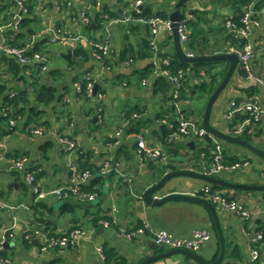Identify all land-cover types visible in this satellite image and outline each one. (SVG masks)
<instances>
[{
	"label": "crops",
	"instance_id": "1",
	"mask_svg": "<svg viewBox=\"0 0 264 264\" xmlns=\"http://www.w3.org/2000/svg\"><path fill=\"white\" fill-rule=\"evenodd\" d=\"M32 1L35 3V9L37 8V15L42 20L40 21L42 31L48 25L55 24L59 25L63 35L81 33L86 38L74 42L66 37L53 47L54 53L44 80L57 85L63 99L49 106L47 115L49 123L44 134L36 135L26 130H15L5 137L8 153L22 155L20 157L27 159L24 169L12 168L10 165L12 158L0 154V191L6 201L17 206L13 211L0 206V237L3 230L8 229L10 236L8 238L6 233V247H10L12 261L15 264H139L143 259L171 249L157 245L149 232L128 235L134 233L137 226L143 222H148L154 229H164L180 238H190L196 230L208 231L209 239L194 251L209 262L216 260L221 252V241L214 216L207 206L185 199H171L154 206L138 195L144 193L147 187L170 171L202 169L203 156L198 153L201 139L195 135L184 136L178 138L173 146L166 147L154 136L155 130L159 131L162 125L159 115L172 107V102L171 98L165 101L159 93H155L151 74L146 78L141 77L142 69L156 67L161 61L154 54L141 57L142 43L151 42L155 48L162 46L166 52L176 53L172 32L162 24L158 26L157 32L153 33L150 26L141 21L132 19L125 22L124 17L132 13L135 0H68L66 5H63L65 1L58 0ZM175 1L177 0H144L142 6L148 5L154 14L161 11L170 14ZM245 1L249 3L245 4ZM257 1L188 0L183 11L185 15L191 16L192 20H197L204 28L205 35L199 36V40L195 42L196 48L191 46V39L189 46L185 45V48H191L195 55L221 52L229 49L231 45H236L228 38V34H232V38L238 40V44L240 39L253 45L252 70L263 74L264 8L256 10L254 7ZM85 8L88 10L92 8L95 12L93 14L101 19L98 26L92 23L93 30L88 32H85L82 22V12ZM194 11L197 13L194 14ZM247 11L251 12L252 17L248 36L223 28L225 21L239 17L240 12L245 14ZM129 22H133L131 25L133 24L134 28L131 30L126 27ZM49 33L47 32L48 35ZM94 38H108L113 46L114 50L107 56L108 64L94 55L92 47ZM130 43L133 44L137 55L140 54V59L120 58L119 50ZM81 44L87 50L88 56L78 55L75 58L77 61L70 64L68 59ZM68 54L70 56L66 57ZM16 62L21 65L18 58ZM229 65L230 62L225 60L218 67L227 71ZM5 68H9V63L5 64ZM200 69L201 78L194 70L186 71V74L189 72L196 77L194 83L207 77L203 67ZM54 71L57 75L51 74ZM87 72L94 75L96 82L99 83L98 95L92 94L89 102L76 97L75 85V78ZM241 72L239 62L228 86L216 100L211 115V122L228 133H231L230 124L234 121L230 116L233 101L237 102V99L242 100L241 102L251 99L264 101V86L247 79ZM4 78L11 79L9 86L12 88L19 89L25 86L19 77L5 74ZM255 85L259 86V90L253 89ZM193 91H196L193 92L196 94L200 93L198 89ZM99 93L103 96L100 97ZM190 100L192 98L182 100L180 109L195 120L201 116L203 119L207 100L202 99L199 101L201 103L197 101L193 105ZM86 107H91L93 112L88 114ZM132 107L141 109L139 115L135 113L137 116H127V109ZM244 113L239 112L235 115L243 116ZM248 132L253 137V144L264 150V114L250 125ZM62 136H69L78 141L80 146L68 148L66 143L60 141ZM143 136L149 145L162 146L166 154L168 153V158L174 157L171 162L176 169L164 173L158 171L161 170L160 166L169 163L170 160L162 162L155 159L154 163L149 164L144 162L138 146V141ZM224 145L231 154L246 158L247 163L234 171L224 170L216 175L230 181L264 184V157L241 144ZM176 147L178 154L174 156L170 149ZM90 152H92L90 160L96 168L94 175L91 174L84 185H92L91 180L99 176L101 180H97L95 187L101 192L95 191L96 197L93 200H83L75 193L63 197L41 198L42 205H46L43 208L46 213L42 217V222L37 220L33 208L37 205V200L32 186L25 177L28 165L39 166L40 183L44 188L68 186L74 184L78 177V171H74L72 165L80 167L78 160L88 158ZM206 185L214 184L196 177L174 176L163 187L162 194L179 192L203 197L200 194L201 188ZM224 191L233 196L243 208L249 209L252 216L245 217L212 202L226 244V253L219 264H254L252 259L254 248L260 252L259 264H264V238L257 242L253 241L259 232L264 233V191L237 188H228ZM48 207L51 208V212ZM106 219L111 223L105 225ZM77 227L84 228L85 233L78 238L74 247H58L43 251L39 235H31L28 243L22 240L23 236L26 238V232L35 228L47 230L49 233L54 231L65 234ZM99 246L103 247L105 258L107 255L105 261L100 256ZM148 264L199 263L190 255L178 253L157 258Z\"/></svg>",
	"mask_w": 264,
	"mask_h": 264
},
{
	"label": "trees",
	"instance_id": "2",
	"mask_svg": "<svg viewBox=\"0 0 264 264\" xmlns=\"http://www.w3.org/2000/svg\"><path fill=\"white\" fill-rule=\"evenodd\" d=\"M63 5H66L68 0H62ZM96 1V0H93ZM25 6L28 8V13L23 14L22 10L19 9V5L16 0H0V26L3 28H0V37L5 36L8 38V43L12 46H18V47H26V56L28 58H32L33 54L35 52H42L46 55H48L50 58H52L54 49L53 47H56L57 44L53 42L52 35L47 32L41 30V18L37 15V8L35 9L34 2L32 0H23ZM249 1H245V4H248ZM256 10H261L264 8V0H258L254 7ZM143 12L141 14H136L138 17H152V16H161L164 18H169V14L167 11H161L158 13H152L150 10V7L148 5L142 6ZM20 10V12H19ZM91 10V12H90ZM83 9L85 11V15L88 16L87 19L82 17L83 25L85 26V32L93 30V24L95 23L100 24V18L93 14L92 8ZM22 13L23 16L16 20L15 16L19 13ZM95 13V12H94ZM197 13V11H194V14ZM244 16V13L240 12L239 17L232 18L231 20L237 22L239 25L243 26L242 23V17ZM226 22V21H225ZM224 22V25H225ZM40 23V24H39ZM133 23V22H131ZM131 23H127V28L131 30V28H134ZM18 25V28L15 27V25ZM130 24V25H129ZM48 25V24H46ZM45 25V26H46ZM223 25V28L226 26ZM44 26V27H45ZM53 27L58 31L60 34H62L61 29L59 25H53ZM188 27L191 30L190 33V42L192 43L191 46L193 48L195 47V42L199 40L200 35H205L204 28L197 22V20H189L188 21ZM227 28V27H226ZM234 32V30H231ZM81 34V33H79ZM76 35V34H74ZM84 35V34H82ZM234 35V33H233ZM38 38V39H37ZM228 38L233 40L232 42L234 44H238V40L232 38V34H228ZM105 38L102 39H96L94 38L93 42H103ZM246 41H241L239 39V44L237 46H242L245 44ZM94 49V45L92 46ZM114 49V48H113ZM120 51V58L122 60H135L140 59L141 57L151 56L155 48L153 44L150 42H144L141 45L140 48V54L137 55L133 44L130 43L129 46L124 47ZM157 53L159 54V57L162 59H165L166 57L170 58V63H163L161 64L160 69H169L172 74H179L180 72L184 73V78L180 77L181 86H177L175 83L170 81V78L168 75H165L163 73L155 72V66L153 67H147L141 70V77L146 78L151 74L152 77V83L155 93H159L162 98L167 101L169 98H171L172 107L167 109L165 112L159 115L160 120L162 121L164 118H169L173 121L174 127H170L169 124L164 123L162 121V125L159 131L155 130L154 136L158 138V140L166 147L173 146L175 144V139L172 138V132L178 128L179 121L175 119L176 113H177V102H182V100L192 98L194 96L193 89H198L200 91L199 96L201 99L208 100L212 92L216 89L220 81L223 79L226 69L218 70L217 66L220 65L223 61H201V62H183L181 61L176 53L173 52V54L166 52L162 46H159L157 49ZM82 55L84 57L88 56V52L85 49L82 44L79 46V48L74 50L73 55L68 59L70 64L74 63V61H77V56ZM109 55V54H108ZM108 55L102 54V62L105 64H108L109 58ZM75 59V60H74ZM17 58L13 55L9 54H2L0 55V137H6L7 135L11 134L15 130H26L27 132H31V130L35 127H47L49 121L47 119L48 115V109L50 105H54L56 102H59L63 99V94L60 92V88L57 85L51 84L49 82H46L44 80L45 75H47L48 70L43 71L41 70L42 63L37 60H30L27 63H19L16 62ZM9 63V68H5V64ZM201 67H203L205 72V77L202 78V81H199L198 83H194L196 77H194L191 72L192 70L195 71L196 75H198L200 78L202 77L200 75L201 73ZM186 71H189L188 74H186ZM57 72H52L51 74H56ZM242 74L246 75L245 71L242 70ZM5 74L19 77L20 81L24 83V87H21L19 89L12 88L9 86L11 79H6ZM159 74V75H158ZM57 75V74H56ZM90 75V77H87ZM96 77L94 75H91L90 73H84L81 77L75 78V81H80V90L76 92V97L84 99L85 102H89L91 100V97L88 96L87 90H88V84L92 81H94ZM95 83H97L95 81ZM30 87H33L30 89ZM258 85L253 86V89H257ZM178 90V97H174L173 93L175 90ZM14 90L16 93L11 96V91ZM101 91V90H100ZM196 92V91H195ZM242 100L239 101L237 99L238 103H241ZM247 101H252L247 100ZM207 102V101H206ZM57 107V106H56ZM55 107V108H56ZM54 108V109H55ZM141 111L138 107H132L130 109H127L126 114L127 116H133L135 113H138ZM182 111V110H181ZM93 112V109L91 107L88 108L87 113L90 114ZM131 116V117H132ZM186 118H193L190 115H185ZM246 117L245 114L243 116H237L234 115L233 120L230 124L232 126L231 133L235 134L234 127L239 123V121L244 120ZM10 119H16L17 123L15 126H11ZM195 119V118H194ZM196 122L201 126L202 123V116L199 119H196ZM234 123V125H233ZM204 126V125H203ZM250 130V125H248L245 130L242 132V134H237L241 139L246 140L249 143H253V137L248 132ZM233 131V132H232ZM146 140V137L143 136ZM219 138V137H218ZM221 139V138H219ZM224 143V139H221ZM76 141V140H75ZM229 143V142H228ZM203 144L205 146H203ZM215 144L213 143L212 139L210 137L204 138L199 143L198 153L202 154L205 153L206 161L213 160ZM1 150V149H0ZM228 151V152H227ZM169 152V151H168ZM170 152L176 156L178 154L177 147L175 149H170ZM91 153H89L88 158H80L78 171L84 172L89 171L91 174L94 175L95 173V164L92 163L90 160ZM0 154L5 155L7 157H11L12 159H18L22 158L20 156L22 155H11L8 153L1 152ZM168 154V153H167ZM258 155V154H257ZM224 164L226 165H232L237 162L243 163L247 159L241 158L240 156L236 154H231L228 148L224 151ZM174 157L168 158L167 162L170 160L169 163H165L163 166H160L159 168L161 170H158L160 173L167 172V170H174L176 169L174 165H172L171 160H173ZM155 159H149L147 160V164L154 163ZM160 160V159H159ZM163 162V161H162ZM166 162V161H165ZM39 166L37 164L34 165H28V170H34L36 172V176L38 179L41 177V172L38 170ZM97 180H101V178L98 176L94 180H91L92 185H84V183L79 184V189L81 191L87 192V193H96L101 192V190H98L96 186ZM74 184H71L70 186H73ZM214 188L225 190L228 189L227 187L221 186V185H213ZM143 193H140L138 195H142ZM202 195V193H201ZM1 196L3 197V194L1 192ZM4 198V197H3ZM138 198V197H137ZM233 198V197H231ZM37 205H34L33 208L35 209V213L40 215L36 216L37 220H40L42 222V217L45 215V211H43V208L46 207L42 205V202L39 200L36 203ZM49 211H50V207ZM51 212V211H50ZM107 220V219H106ZM110 221V220H109ZM27 235L29 232H26ZM25 233V234H26ZM8 238L10 236V232H7ZM51 235H62L60 233L50 231ZM23 239L26 243L30 240L29 237ZM10 247H6V244L0 248V260L3 259H11L9 254ZM107 260V255H106Z\"/></svg>",
	"mask_w": 264,
	"mask_h": 264
},
{
	"label": "built area",
	"instance_id": "3",
	"mask_svg": "<svg viewBox=\"0 0 264 264\" xmlns=\"http://www.w3.org/2000/svg\"><path fill=\"white\" fill-rule=\"evenodd\" d=\"M16 1L19 5V9L22 10V13L23 14L28 13V8L25 6L23 0H16ZM59 1L62 0H58V2ZM143 3L144 0H135L134 9L132 13L126 15L124 17V21L127 22L132 19L141 21L145 24H148L153 33L157 32L158 26L160 24L165 25L171 31L170 18H164L161 16L138 17L136 14H141L143 12L142 9ZM22 13L16 15L15 19L19 20L23 16ZM85 14H86L85 11H83L82 17L87 19L88 16H86ZM190 19L191 16L185 15L183 20L180 22L179 37L186 51V54L188 56H195V52L191 48L190 49L185 48V45H188L190 40L191 30L188 27V21ZM251 22H252L251 12L247 11L242 17L243 26L239 25L237 22L233 20H227L225 25L228 29L234 30V32L237 34L248 36L250 33ZM255 23L258 24L257 21H255ZM15 27L18 28V25L16 24ZM0 28L3 27L0 26ZM43 31L50 32V34L52 35L53 42L55 44H60L61 41L66 37L73 40L74 42H78L81 41L82 38H86V36L82 34L69 35V36L60 34L51 24L48 25L46 28H44ZM93 45H94L93 53L100 60H102V54L108 55L109 53H111L112 50H114L108 38H105L103 42H94ZM153 46L155 45L153 44ZM157 49L158 47L155 48L153 54L156 55L161 61H160V65H156L155 72L158 73L160 72L165 75H168L171 82L175 83L178 87L181 86L180 77L183 78L184 73L180 72L179 74H172L169 69H160L161 64L170 63V58L166 57L165 59H162L161 57H159V54L157 53ZM26 51H27L26 47L12 46L10 45V43H8L7 37L5 36L0 37V55L1 53L13 55L16 58H18V60L22 64L27 63L30 60H37L42 63V66L40 67L42 72L48 70L52 60L48 55L38 51L33 54L32 58H28L26 56ZM228 51L237 53L239 55V62L241 64L242 70H244L246 73L247 79L253 80L258 84L264 86V73L263 74L255 73L252 70L251 63L254 54V49L251 43L246 42L242 46L231 45ZM87 77H90V75H88ZM95 81L96 78L94 79V81L88 84V90H87L88 96L94 94L93 88L95 85ZM75 85L77 86L76 87L77 91L80 90V81H76ZM32 88L33 87H30V89ZM15 93L16 91L12 90L11 96H13ZM173 95L176 98L178 97L177 89L175 90ZM99 96L102 97L103 96L102 93H99ZM176 106H177V113L175 119L179 121V126L177 129H175L172 132V136H171L172 138L177 140L180 137L195 135L199 139L203 140L206 137H210L213 143L215 144V149L213 150L214 152L213 160L206 161L205 153H202L203 161H202L201 171L207 174L215 175L224 170L234 171L240 168L243 164L247 163L246 160L243 163L237 162L232 165L224 164L223 154L224 151L226 150L224 142L221 139H219L217 136L209 133L203 125L200 126L194 118H186L185 114L180 109V102H177ZM239 112H245L244 114L246 115V117L240 123L235 125L234 127L235 135L242 133L248 125H251L261 114H264V101L261 102L259 100H254V99L252 101H246L241 103L233 101L230 111V116L233 118L234 115ZM134 116H137V114H134ZM162 121L164 123L169 124L170 127H174V123L171 119L164 118ZM16 123H17L16 119H10V124L12 127L15 126ZM45 131H46V127H35L31 130V132L36 135H42L44 134ZM5 140H6L5 137H0V149L2 150L3 153H6L8 151V145ZM60 141L66 143L67 147L71 149L80 146V143L78 141L73 140L69 136L60 137ZM138 146L140 147L141 157L144 160V162H146L149 159H160L162 161L167 162L168 156L166 152L163 150L162 146L149 145L143 137L139 139ZM203 146L205 145L203 144ZM26 161H27L26 158L11 159L10 165L12 168L24 169L26 166ZM72 168L74 169V171H78V166L76 164L72 165ZM25 172H26L25 173L26 180L32 186L35 194V200L37 201L40 200L41 198H46L50 196L63 197L70 195V193H75L78 197L82 198L83 200H93L96 197V194L94 193H87L79 189V184L84 183L91 176V173L89 171H84V172L78 171V177L75 182V185L73 186L59 185L50 188H44L42 186V184L40 183V179L37 178L36 172L34 170H28V168H26ZM201 192L204 198L210 200L213 203L221 204L227 210L235 211L238 212L239 214L241 213L245 217L252 216V212L249 209L243 208L235 198H231L233 196L227 194L224 190L206 185L201 188ZM139 198L143 199V195H140ZM0 206L2 208H6L11 211H13L17 207L16 205L6 201L1 196V191H0ZM104 223L105 225H108L111 222L109 220H104ZM7 231L8 229H4L0 237V248H2L6 244ZM147 232L151 234L154 242L157 245H163L169 248H188L191 250L199 249L210 237L208 231L196 230L194 231L192 237L180 238L170 234L168 231L164 229H154L149 225L148 222H143L141 225L137 226V228L134 230V233H129L128 235L129 236L139 235L141 233H147ZM84 233H85V229L82 227L73 228L69 230L67 233L62 235H51L47 230L35 228L29 231L28 237H30L33 234L39 235L41 238V244H40L41 249L43 251H48L51 248L74 247L77 243L78 238ZM263 238H264V233L259 232L256 235V237L253 239V241L257 242ZM98 251L100 252V256L102 260L105 261L106 258L103 247L99 246ZM259 256H260L259 250L257 248H254L252 250V259L254 261V264H259V260H258ZM0 264H15V263L12 261V259H3L0 260Z\"/></svg>",
	"mask_w": 264,
	"mask_h": 264
},
{
	"label": "water",
	"instance_id": "4",
	"mask_svg": "<svg viewBox=\"0 0 264 264\" xmlns=\"http://www.w3.org/2000/svg\"><path fill=\"white\" fill-rule=\"evenodd\" d=\"M187 1L188 0L175 1L174 9L169 14V18L171 20V32H172L173 42L176 48L177 57L183 62H192V63L201 62V61H225V60L230 62L229 68L226 71L223 79L220 81V83L218 84L216 89L212 92V94L210 95V97L208 98L206 102L202 123L209 133L221 139H224L227 142L244 145L248 147L250 150L257 153L258 155H260L261 157H264L263 149L258 148L253 143H249L246 140L241 139L238 135L224 131L221 127H219L218 125H214L211 122V115L213 112V107L215 105V102L218 99V97L223 93V91L228 86L229 82L231 81L232 77L234 76L237 65L239 63V55L234 52H229L228 49H224L221 52H217V53H213V52L209 54L200 53L195 56H188L186 54V51L179 37V25H180V22L185 17L183 8ZM69 56L70 54L66 55V57H69ZM217 69L222 70L218 66H217ZM98 90H99V83L97 82L94 85L93 93L96 95L98 93ZM180 175L196 177L204 181H207V182H210L216 185L228 187V188L264 191V184H251V183H243V182L241 183V182H236V181H230L216 174L215 175L207 174V173H204L203 171H192V170H187V169H181V170H175V171H170L166 173L161 179H159L158 181H155L149 187L146 188V190L143 193V199L148 204H151L154 206L161 205L171 199H185V200L198 202V203H201L207 206L211 210L214 216L215 224L219 232V237L221 241V252H220L219 257L216 260H214L213 262H209L205 260L200 254H198L194 250H191L188 248H171L163 253L155 254L146 259H143L139 264H148L157 258H161V257L169 256V255H175L178 253H185L187 255H190L199 264H219L226 253V244H225L222 226H221L216 208L210 200L200 197V196L199 197L190 196V195H186L184 193H179V192L162 194L163 187L166 185V183L172 177L180 176Z\"/></svg>",
	"mask_w": 264,
	"mask_h": 264
},
{
	"label": "rangeland",
	"instance_id": "5",
	"mask_svg": "<svg viewBox=\"0 0 264 264\" xmlns=\"http://www.w3.org/2000/svg\"><path fill=\"white\" fill-rule=\"evenodd\" d=\"M53 64V63H52ZM190 101H192V105H193V103L194 102H197L198 101V103H201V102H199V101H202V99H201V97L199 96V94H194V96L192 97V100H190ZM86 109L88 110V107H86ZM226 143V142H225ZM228 143V142H227ZM230 144H231V142H229ZM239 145V144H238ZM183 160H186L185 158H182ZM1 225V224H0Z\"/></svg>",
	"mask_w": 264,
	"mask_h": 264
}]
</instances>
